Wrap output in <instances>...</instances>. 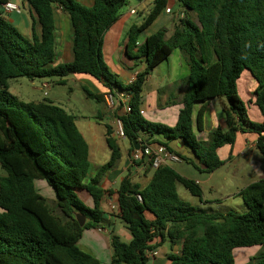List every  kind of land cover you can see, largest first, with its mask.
I'll list each match as a JSON object with an SVG mask.
<instances>
[{"label": "trees", "instance_id": "trees-1", "mask_svg": "<svg viewBox=\"0 0 264 264\" xmlns=\"http://www.w3.org/2000/svg\"><path fill=\"white\" fill-rule=\"evenodd\" d=\"M184 17L165 40L160 29L137 45L139 35L167 6V0H154L141 23L132 26L126 37L125 55L132 61L143 60L145 69L128 85H122L103 59V41L118 20L127 0H93L84 7L77 0H22L32 21L31 37H24L0 13V264H101L82 251L78 242L85 230L101 229L105 223L100 202L104 191L100 181L120 159V150L105 125L110 158L86 181L89 171L88 146L78 131L74 116L47 98L24 102L9 91V81L18 78L43 80L59 78L65 85L69 75H86L106 91H126L130 113H119L124 139L144 145L156 143L172 153L169 146L181 140L195 159L180 157L197 170L211 173L224 164L217 151L234 145L237 133L257 135L256 147L264 157V0H177ZM60 7L72 26V54L69 63L54 65L55 25L53 7ZM195 16V21L191 18ZM35 25L40 28L39 35ZM181 52L188 67L183 80L186 89L180 101L176 124L146 120L139 105L147 77L170 54ZM244 70L256 81L255 105L262 123L248 118L246 106L237 92ZM87 99L104 104V94L81 87ZM224 99L225 129L212 132L209 149L203 150L188 133L189 118L195 104H202L196 117L203 127L205 105ZM162 137L164 141L143 138ZM149 170H153L148 167ZM52 189L54 206L44 197L37 182ZM181 185L202 201V190L192 180L170 166L153 170L145 187L124 178L117 195V215L131 236L124 243L108 228L110 264H149L147 252L168 241H181L180 255H170V264H234V250L260 247L248 264H264V179L244 188L240 196L246 211L208 212L182 200ZM88 193L92 207L78 196ZM108 194H114L108 191ZM137 196L141 198L138 200ZM74 212L86 217L83 227ZM149 212L152 220L145 217Z\"/></svg>", "mask_w": 264, "mask_h": 264}, {"label": "crops", "instance_id": "crops-1", "mask_svg": "<svg viewBox=\"0 0 264 264\" xmlns=\"http://www.w3.org/2000/svg\"><path fill=\"white\" fill-rule=\"evenodd\" d=\"M172 1L175 3L177 0ZM6 2H11L20 6L21 13H9L7 15L1 13L2 4ZM77 2L84 7H90L93 4V0H77ZM153 2L154 0H127L126 5L120 10L118 20L104 36L102 50L105 51L106 57L111 63L112 70L116 74V78L118 79L121 77L125 81V85L130 84L135 79L136 75L142 73L145 69V62L143 60L132 61L126 57L125 43L127 33L132 26L141 23L143 18L148 14ZM175 5L177 8H171L167 0L165 9L157 16L154 22L139 35L137 41L138 46L142 45L148 36L156 33L160 29L165 30V40H168L172 36L175 25L185 15L184 9L180 6L178 1ZM53 12L55 25L54 65L69 63L73 59V30L71 22L69 16L60 7L54 6ZM0 13L4 19L10 22L19 32L23 31L24 37H31L32 21L26 3H23L22 0H0ZM190 16L195 21V16L193 14ZM35 32L39 35L40 28L38 25H35ZM164 66L166 69H162ZM187 75L188 67L181 52L178 50H174L167 60L161 62L153 69L147 77L146 82L149 83L151 80H155V86L151 88V91H145V93L142 91L139 105L140 112L143 117H146V120L148 119V121L154 123L164 124L168 127H173L176 124L179 110L182 107L180 101L186 89V84L183 80ZM76 76H79L76 79V83L80 84V87H87L95 94H104L106 92V89L93 78L86 75ZM39 81L41 86L42 84H47L49 87V81L47 79ZM33 82L34 80L30 81V83ZM256 87V81L251 76L250 72L244 70L237 82V92L246 106V111H248L249 105L252 106V115L247 113L248 118L260 124L263 122V116L255 105L257 96ZM9 91L15 96V92L13 91H16V89L15 87H11V80L9 81ZM29 101L31 100L28 98V100L24 102ZM53 104L63 108L68 114L74 116L76 127L88 146L89 171L86 177L87 181L94 177L97 171L106 164L110 158V149L106 143L105 125L112 127L117 115L123 112H111L106 109L105 104H98L99 106L96 105L98 107L95 106L94 108L91 106L88 107L87 105L77 102L75 97L71 96H69L66 101L57 99V104L54 102ZM201 106L202 104H195L192 108L188 124V133L203 150H207L211 144L212 132L217 127H221L222 129L226 128L224 119L226 101L222 98L208 101L205 105L202 130H198L196 117ZM112 137L116 140V144L120 150V159L114 167L106 172L100 181V187L104 191V196L100 202V210L103 212L105 223L101 229L85 230L78 242V246L82 251L92 255L100 263L103 260L102 255L105 251L109 252V262L111 260L110 234L108 228L113 229L114 234L117 235L122 242L128 243L131 240L130 233L125 228L123 222L116 217L117 195L115 193L118 191L121 181L127 177L132 183L139 184L143 188L149 183L153 173V170H149L145 163L132 161L131 155L134 148L131 149L126 139L116 138L114 130ZM143 138H149L151 141H164L163 138L159 136L153 138L143 136ZM256 144V134L249 132L237 133L234 145H224L218 149V158L223 161L224 164L211 173L204 172V167L201 165L199 166L200 170L192 167L197 172L191 173L192 175H187L178 170V168L174 166L175 163H171L168 166L173 168L182 177L194 181L201 188L202 201L200 202L198 199L199 203L197 205H191L211 213H225L232 209L228 200L241 197L240 193L244 188L254 182L264 179V157L258 151ZM156 145V143L151 144L152 147ZM169 146L175 151L174 154L178 156L186 145L183 141L178 140L171 142ZM186 152L189 154L186 153V156L183 155L184 157L195 159L189 148ZM233 161H237L238 165L234 167L233 172L230 171L229 174H223L221 183L223 186H227V189L223 190L218 182L214 181V177L221 167L229 165L233 163ZM42 182L43 181H40V187L37 185L41 190L44 185ZM206 190L208 194H206ZM108 191H113L114 194H108ZM78 196L87 207H92V200L87 192L83 190L79 191ZM51 197L53 198L52 195ZM181 199L186 202L189 201L186 198ZM243 209H245V206H243ZM145 217L148 220L153 219V216L149 212H145ZM181 250V241L177 242L174 246H171L168 241H164L160 246L149 251L147 253V258L149 264H170L168 257L170 255H180Z\"/></svg>", "mask_w": 264, "mask_h": 264}, {"label": "rangeland", "instance_id": "rangeland-1", "mask_svg": "<svg viewBox=\"0 0 264 264\" xmlns=\"http://www.w3.org/2000/svg\"><path fill=\"white\" fill-rule=\"evenodd\" d=\"M175 3H177V1H175ZM175 3L172 0H168V4L171 8H177ZM21 32L20 33L24 36L23 31H21ZM102 53H103L104 62L108 66L110 72L116 76V74L112 70L111 63L109 62V60L106 57L105 51L102 50ZM162 69H166L165 66ZM77 77H79V76L69 75V76L65 77L64 78V80H66L65 85H60L57 83L59 78L53 77V78L47 79L49 81L48 82L49 90L47 91L48 97H46V98H48L49 101L57 104V99H59L61 101H66L68 99V97L71 96V97H75L77 102L82 103L84 105H87L88 107L91 106L92 108H94L98 104H96L93 100L87 99L85 97L84 93L81 90L80 84L76 83ZM154 77H156V76H154ZM117 80L122 85L125 86V81L121 77L118 78ZM19 83H20V85H19ZM154 84H155V80H151V82H149V83L145 82L143 87H142V91H144L143 93H145V91H151V88H154V86H155ZM11 87L12 88L15 87L16 91H13V92H15V97H17L21 100L27 101L29 98V100L35 101V100H40V99L44 98V95H43L44 90L41 88V83L39 80H34L33 83H30V80H27L26 78L13 79V80H11ZM34 88H36V89H34ZM160 91H162V90H160ZM78 100H80L81 102ZM98 106H96V107H98ZM247 113L249 115H252V106H250V105L248 106ZM144 118H146V117L144 116ZM112 127L114 130L115 125L113 124ZM187 150H188V148H187V146H185V148H183L180 151L182 155L180 154L179 156L184 157V156H186V153L189 154L188 152H186ZM237 165H238V162L233 161V163L226 165L224 167H221L219 172L216 173V175L214 177V181L218 182L219 186L221 188H223V190L227 189V186H225V185L223 186V184L221 183V178L223 177V174H229L230 171L233 172L234 167ZM174 166L176 168H178V170L184 172L187 175H192L191 173H197L192 168V166L190 164L186 163L185 161H182L179 163L177 162L174 164ZM0 175L5 176V172L1 168H0ZM42 183H44V185L42 187L43 191L39 188L40 187L39 186L40 181L37 182V185L39 186L38 189H40L42 194L44 196H46V198H48L50 205L53 207L54 202H53V198L51 197V195L53 196L52 189L49 186H47L45 181H43ZM177 187H178V195L180 196V198L188 199L189 200L188 202H190V204L197 205L199 203L198 198L192 196L181 185H177ZM206 194H208L207 190H206ZM228 203H230L232 206V209H230V210L237 211L241 214H243L246 211V209H243L244 203H243L241 197H236V198H233L231 200H228ZM260 250H261L260 247L238 248V249L234 250V252H233L234 264H248L249 261L251 260V258H253ZM108 253H109L108 251H105V253L102 255L103 260H102L101 264H110Z\"/></svg>", "mask_w": 264, "mask_h": 264}, {"label": "built area", "instance_id": "built-area-1", "mask_svg": "<svg viewBox=\"0 0 264 264\" xmlns=\"http://www.w3.org/2000/svg\"><path fill=\"white\" fill-rule=\"evenodd\" d=\"M2 13L4 15L9 13L19 14L21 13V8L14 3L6 2L2 4ZM41 88L44 90V97H47V91L49 90L48 85L42 84ZM103 99L106 109L111 112H131L130 95L126 91H106L104 93ZM114 125L115 137L118 139H124L121 121L118 118L115 119ZM131 159L133 162L145 163V165L152 168L153 170H156L161 166H168L171 163H177L181 161L177 155L170 152L163 146L156 145L155 147H152L151 145H144L142 148L141 144L138 150L132 151ZM137 198L138 200H141L139 196H137Z\"/></svg>", "mask_w": 264, "mask_h": 264}, {"label": "water", "instance_id": "water-1", "mask_svg": "<svg viewBox=\"0 0 264 264\" xmlns=\"http://www.w3.org/2000/svg\"><path fill=\"white\" fill-rule=\"evenodd\" d=\"M134 150H138L140 148V144L136 143L135 141L132 142ZM74 219L79 224L80 227H83L86 222V217L78 212H74L73 214Z\"/></svg>", "mask_w": 264, "mask_h": 264}]
</instances>
